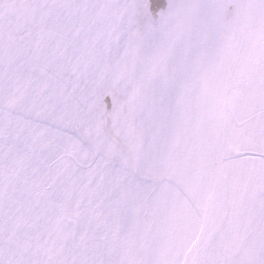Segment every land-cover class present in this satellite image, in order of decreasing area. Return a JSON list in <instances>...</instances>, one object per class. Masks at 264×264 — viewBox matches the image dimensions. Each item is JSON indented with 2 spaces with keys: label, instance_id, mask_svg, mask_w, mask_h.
<instances>
[{
  "label": "snow or ice",
  "instance_id": "obj_1",
  "mask_svg": "<svg viewBox=\"0 0 264 264\" xmlns=\"http://www.w3.org/2000/svg\"><path fill=\"white\" fill-rule=\"evenodd\" d=\"M0 264H264V0H0Z\"/></svg>",
  "mask_w": 264,
  "mask_h": 264
}]
</instances>
